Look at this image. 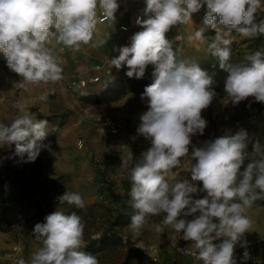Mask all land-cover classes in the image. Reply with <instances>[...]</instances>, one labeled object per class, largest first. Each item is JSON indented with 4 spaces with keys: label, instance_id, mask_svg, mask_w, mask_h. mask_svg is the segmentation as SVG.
<instances>
[{
    "label": "clouds",
    "instance_id": "obj_1",
    "mask_svg": "<svg viewBox=\"0 0 264 264\" xmlns=\"http://www.w3.org/2000/svg\"><path fill=\"white\" fill-rule=\"evenodd\" d=\"M145 4L135 21L142 30L109 60L116 69L126 65L129 78H142L148 65L154 66L153 82L141 97L147 98V111L140 116L137 128L151 146L138 163H132L133 154L129 153L120 164L131 182L134 214L128 228L138 237L147 217L163 213L162 222L152 225L158 235L165 228L182 233L183 240L192 242L193 256L202 264H237L235 247L245 246L246 241L241 242L252 228L247 209L264 199V146L256 140L253 155L259 158L244 166L250 138L243 127L202 146L192 144V137L203 135L207 127L202 112L216 96L215 81L198 63L177 60L174 41L166 34L174 26L192 21L193 14L206 5L203 25L189 41L203 42L205 31L215 30L208 49L219 69L227 73L224 91L230 102L235 106L251 97L264 103V52L246 55V62L231 63L232 41L228 38L233 30L245 38L264 34V21L255 19L257 11L264 9V0H145ZM118 8L117 0H0V53L9 70L20 77L21 88L55 84L63 78V69L53 48L63 45L79 50L93 40L98 9L104 20L114 23ZM220 26L226 31H219ZM47 98V93L40 96L43 101ZM12 106L20 114L10 123L0 122V148L15 145L16 155L23 159L26 154L24 162H34L49 133L48 121L33 116L23 100ZM189 156L194 161L190 178L176 179L173 169ZM200 193L205 195L195 198ZM59 201L78 209L86 207L76 192L66 191ZM84 230L85 223L75 211L50 213L33 230L42 246L29 259L18 258L16 264H99L95 255L83 250L87 247ZM243 258H249L247 251Z\"/></svg>",
    "mask_w": 264,
    "mask_h": 264
},
{
    "label": "rangeland",
    "instance_id": "obj_2",
    "mask_svg": "<svg viewBox=\"0 0 264 264\" xmlns=\"http://www.w3.org/2000/svg\"><path fill=\"white\" fill-rule=\"evenodd\" d=\"M204 7L193 14L191 22L174 26L172 31L166 34L168 39L174 41L173 48L177 60L198 63L202 69L213 76L215 81L213 88L216 96L211 105L202 112V116L207 120V127L203 135L197 134L192 137V144L197 147H199L200 136L211 135L212 138L214 130L224 135L233 134L238 128L243 127L248 130L250 138L253 126L256 123L261 125L258 107H264V103L254 102L251 97L235 106L230 102L224 91L225 80L216 78L211 70L212 66L208 63L210 61L208 45L215 39V30L213 34L204 35L203 42L189 41L188 37L194 34L201 23ZM100 11L98 9V16ZM101 24L104 23L98 21L93 40L88 44H82L79 50L66 48L63 45L53 48V54L59 57L63 69V78L55 84L29 85L26 89L21 88L18 83L20 77L9 70L3 53H0V122L10 123L20 114L12 106L17 100L25 101L27 110L33 116L37 113L41 115L60 113L65 108L71 110L60 126L48 121L49 133L41 142L39 159L34 162H24L27 159L26 154L23 159L15 154L8 163L11 149L0 148V202H12V207L15 205L20 207L13 218L10 216L11 219L1 213L0 226L19 230L25 221L29 222L30 233L22 235L17 232L20 237L16 236L10 245L11 247L16 240L20 241L22 255L27 259H29L30 251H37L42 246L41 241L33 235L35 224L45 222V217L56 210L66 214L75 211L82 217L85 223L83 238L87 246L91 244L83 250L95 255L99 264H138L139 262L143 264L144 260L157 263L161 260L157 246H171L175 251L192 255V242L183 240L182 233H175L165 228L164 233L158 235L152 229V225L162 222L163 213L147 217V223L138 237L134 236L128 225H121L113 228L115 234L108 242L99 245L90 242L101 235L113 215L114 204L110 201L105 187L110 186L116 192L121 191L123 176L120 168L121 158H126L129 153H132L133 159L139 162L142 153L151 146L150 141L137 132L136 138L131 136L132 128L129 126L133 117L137 120L147 111L148 105L145 98L142 99V96L134 92L128 94L129 96L126 95L130 98H127L125 104H128L130 111L133 110L136 113L130 119L128 115L117 114L116 109L110 108L111 104L106 106L103 105L104 103L91 104L82 99L84 95L98 93L104 85L113 82L123 72L129 70L127 66H122L120 69L110 66L109 60L119 55L117 49L120 47L110 48L109 43L107 44L104 40L106 30L100 28ZM219 31L224 32L226 29L220 26ZM176 37L178 39H175ZM228 38L232 41L231 61L235 63L239 57L247 53L250 41L235 30ZM99 41L105 43L101 45L98 44ZM96 65L99 69H96ZM95 75L99 76L97 81H93ZM44 93L48 94L46 101L40 99ZM123 108L126 109L125 106ZM108 124L118 125L119 134L111 136ZM68 137L71 139L74 137L73 142L67 143ZM255 141L256 139H249L251 147ZM120 144H123V147ZM261 145L264 146V144ZM191 150L190 147V152ZM245 153L246 157H252L249 147L245 149ZM55 156L62 162L76 166L74 167L76 170L71 174L54 170L50 158ZM187 160L192 166L194 161L190 156ZM92 168L97 172L96 178H90ZM183 178H190V170L182 174L181 179ZM197 184L202 187L201 182ZM66 191L81 194L86 207L78 209L74 205L61 204L59 197ZM204 195L205 193H200L195 198H202ZM38 202H40L39 207L36 204ZM191 218L188 217V219ZM10 223H14V226L10 227ZM10 247L5 251H8Z\"/></svg>",
    "mask_w": 264,
    "mask_h": 264
},
{
    "label": "crops",
    "instance_id": "obj_3",
    "mask_svg": "<svg viewBox=\"0 0 264 264\" xmlns=\"http://www.w3.org/2000/svg\"><path fill=\"white\" fill-rule=\"evenodd\" d=\"M117 3L119 4V8L117 12L115 13V22L111 23L110 21H107L104 24L100 25L101 29L106 30V35L104 40H106V43L110 45V48L113 49V47L116 49L118 48L120 44V38L118 36L116 22L117 19H123L127 22H135L137 17L141 15V10L146 6L145 0H117ZM193 17V16H192ZM146 18V17H145ZM191 22V21H190ZM172 31V30H171ZM169 31L168 33H170ZM126 66V65H122ZM154 71V67L148 65V67L145 70L144 77L148 79L150 82H153V76L152 73ZM128 94H133L131 92L124 95V97L106 102L103 105L106 106V104H111L110 108L116 109L118 112L117 114L120 115H128V119L131 118L133 114H136L135 111L128 109V104H125L127 102ZM127 95V96H126ZM126 96V97H125ZM123 106L126 107L124 110ZM131 112V113H130ZM132 122L129 123V126L132 128V134L134 138H136V132L137 128L140 124V117H138L137 120H134V117L131 120ZM74 140V137H72ZM71 138L68 137L67 143L73 142ZM83 140V139H82ZM74 144V143H73ZM95 152V151H94ZM99 158L100 155L98 153H95ZM69 158V157H67ZM64 160V159H63ZM50 162L52 164V167L56 171H61L65 174H71L76 169L71 166L69 163H65L60 161L56 156L50 158ZM191 169V165L189 161L187 160V157L182 158V164L180 167H177L173 169L172 176H175L176 179H181V176L183 173H185L187 170ZM97 172L93 168L90 171V178H96ZM12 202H2V213L6 218H10L15 213H18V208H20L18 205H15V207H12ZM251 221H252V228L251 231L248 233H245L244 241L241 243H244L246 241V244L244 247L241 246V244H237L235 247V258L237 261V264H264V205H252L250 208L247 209L246 213ZM28 221H25V224L22 225V227L18 230L9 229V228H3L0 226V255L8 249L11 245V243L15 240L16 236L18 237V234L26 235L30 233L29 227H28ZM20 237V236H19ZM159 254L161 255V260L157 263L150 262L147 260V262L144 260L143 264H202V261H197L195 257L190 254H185L179 251H175L173 247L171 246H157L156 247ZM156 250V249H155ZM247 251L249 253V258L245 260L243 258V253ZM36 252L35 250L30 251L28 253V258H30L31 254Z\"/></svg>",
    "mask_w": 264,
    "mask_h": 264
},
{
    "label": "trees",
    "instance_id": "obj_4",
    "mask_svg": "<svg viewBox=\"0 0 264 264\" xmlns=\"http://www.w3.org/2000/svg\"><path fill=\"white\" fill-rule=\"evenodd\" d=\"M205 13H206V6L203 9L201 23L198 26V28H200L203 25V16L205 15ZM255 19L257 23L264 21V9L257 11ZM213 33H214V30L211 28H208L205 31L204 35H209ZM249 41H250V45L248 47L247 53L244 56L239 57L235 63L246 62L244 60V57L246 55L253 54L256 51L264 52V34H261L254 38H249ZM230 62L232 63L231 60ZM208 63L212 66L211 70L215 74L216 78L220 80H225L227 73L219 69L218 61L215 57L211 55V53H210V61ZM150 84L151 83L144 77L139 78V79L135 77L129 78L126 75V72H123V74L120 75L116 80L104 85V88L98 93L84 95L82 99H84L86 102L91 103V104H100V103H105V102L118 99L119 97H121L127 92H134L142 96L145 87ZM145 99L147 100L146 97ZM262 108L264 107H258L261 125L259 126V124L256 123L253 126V129L250 134L251 136L250 140L256 139V140H259L261 144H264V142H262L264 141V109ZM70 113H71V110L68 108H65L60 113H53L51 115H41L37 113L35 117H38L40 119H45L49 121L50 123H52L53 125L60 126L65 122L66 118L69 116ZM217 132H218L217 130H214L212 132V138L210 137L211 135L206 136V137L200 136L199 146H202L205 141L213 140L216 137L222 135V132L220 133H217ZM248 147L250 148V151L252 152V157L250 158L247 157L245 159L244 166H246L247 163H249L252 159L259 158L253 155V148L251 147L250 143ZM14 148H15V145H13L10 150V153L8 156V163L13 159L15 155ZM37 159L39 158L37 157ZM132 163L135 164L138 162L133 159ZM241 170H243V168ZM122 173H123L122 189L120 192H116L110 186L105 187V190L107 191L110 197V201L114 204L112 208L113 215H111L108 221V225L103 230L101 235L98 238L90 241V242H94L96 245L103 244V242H108L110 239H112L115 234L113 231V228L121 226V225H128L130 223L131 215L134 214V209H132V207L130 206V196H129V192L131 189V182L127 176V173L123 171ZM36 204L38 207L40 206V202ZM252 205H264V199L256 200ZM2 210L3 209L1 206V202H0V212H2ZM90 245H88L87 247H89ZM138 264H140V262Z\"/></svg>",
    "mask_w": 264,
    "mask_h": 264
},
{
    "label": "built area",
    "instance_id": "obj_5",
    "mask_svg": "<svg viewBox=\"0 0 264 264\" xmlns=\"http://www.w3.org/2000/svg\"><path fill=\"white\" fill-rule=\"evenodd\" d=\"M98 21L101 23L107 22L103 18L102 10L99 13ZM116 27H117L118 36L120 38L119 47L129 46L131 43V37L136 32L142 30V28L139 25H137L135 22H127V21H124L123 19H117ZM96 69H99L98 65H96ZM98 79H99L98 75H95L93 77V81H97ZM108 126H109V132L111 136H115L119 134L118 125L108 124ZM120 146L123 147V144H120ZM17 216L18 218H20L19 214ZM9 226L10 227L14 226V223H10ZM21 257L27 260V258H25L22 255V246L20 244V241L16 240L8 251H4L2 255H0V264H16V260Z\"/></svg>",
    "mask_w": 264,
    "mask_h": 264
}]
</instances>
